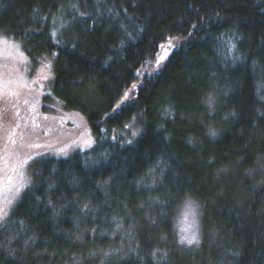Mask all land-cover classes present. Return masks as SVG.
<instances>
[{
	"label": "trees",
	"instance_id": "trees-1",
	"mask_svg": "<svg viewBox=\"0 0 264 264\" xmlns=\"http://www.w3.org/2000/svg\"><path fill=\"white\" fill-rule=\"evenodd\" d=\"M0 36L94 137L33 165L0 264H264V0H0Z\"/></svg>",
	"mask_w": 264,
	"mask_h": 264
},
{
	"label": "rangeland",
	"instance_id": "rangeland-1",
	"mask_svg": "<svg viewBox=\"0 0 264 264\" xmlns=\"http://www.w3.org/2000/svg\"><path fill=\"white\" fill-rule=\"evenodd\" d=\"M51 63L50 60L32 61L24 52L21 44L5 36H0V81L4 82L3 91L0 93V135L5 136L4 138L8 141L15 135H19L15 133L13 135L11 129L15 122L10 120V108L15 106L14 104L18 100L21 105H24L25 99L26 107L30 106V109H34L33 116L35 117L32 123V117L27 116V109L21 110V115L24 114L26 118L22 123V129H19L21 137L25 140L23 147L19 146V156L21 154L23 159L31 157H36V159L25 170L26 186L19 194L6 193V198L12 199V204L10 207L5 205L7 211L5 218L9 216L11 210L30 186L31 168L37 161L44 158H68L78 151L89 149L94 143V137L85 118L77 112L65 110L53 95L50 85L53 79V73L49 67ZM11 93H15V95ZM12 110L14 109L12 108ZM7 111L10 116L6 114ZM37 113H40V116ZM46 115L49 116L46 117ZM20 125L21 123L18 128ZM38 158L40 159L37 160ZM9 175L16 183H19V178L15 174L10 172ZM6 177H3L2 180H5ZM189 202L192 201L186 200L179 211L177 231L180 240L182 237H191L195 233L198 241L199 212L195 203L192 202V207H189ZM193 208L195 216L192 214ZM4 219H0V223ZM185 229L187 231H184ZM183 244L189 246L186 241Z\"/></svg>",
	"mask_w": 264,
	"mask_h": 264
},
{
	"label": "flooded vegetation",
	"instance_id": "flooded-vegetation-1",
	"mask_svg": "<svg viewBox=\"0 0 264 264\" xmlns=\"http://www.w3.org/2000/svg\"><path fill=\"white\" fill-rule=\"evenodd\" d=\"M24 105H21L20 100L17 101L16 104H14L15 106H12L10 108V113H11V118L10 120H13L15 122V125L13 126V128L11 129V131L15 134H19V135H15L10 141H8L6 138H4L5 136H2V134L0 135V179L2 180L3 177H6V174H8L7 176H9L10 174V167L11 165L14 163L15 159H20V160H25L23 159V157L21 158V154L19 156V146L23 147V143L25 140H23V137H21V132L19 131V129L23 127L22 123L23 121H25L24 119L26 118V116L24 114L21 115V110L23 109V111H28V115L27 116H31L32 119V123L35 120V117L33 116V111L34 109H30V106L26 107L25 105V99H24ZM15 107V108H14ZM12 108L14 110H12ZM9 111H7L6 114H9ZM47 113V112H46ZM38 116H40V113H37ZM50 115V114H49ZM49 115H46V117H48ZM21 123V125L18 128V125ZM1 129V128H0ZM7 132L8 129H7ZM20 132V133H19ZM11 153L13 159H6V157L8 156V154ZM40 158H38L37 160H39ZM27 160H29V163L27 164V166L24 169V176H25V170L26 168H28V166L30 167L33 163V161L35 159H31V158H27Z\"/></svg>",
	"mask_w": 264,
	"mask_h": 264
},
{
	"label": "snow or ice",
	"instance_id": "snow-or-ice-1",
	"mask_svg": "<svg viewBox=\"0 0 264 264\" xmlns=\"http://www.w3.org/2000/svg\"><path fill=\"white\" fill-rule=\"evenodd\" d=\"M52 35L53 37H55L56 35L55 32H53ZM45 79H47V77H45ZM9 83L11 82L9 81ZM3 88H4V82L0 81V93H2ZM11 94L15 95V93H11ZM133 134L135 135V133ZM212 135H215V133L213 132ZM6 159H13L12 154L9 153ZM31 159H36V157H31ZM28 163L29 160L27 159L20 160L17 158L10 167V171L19 178V183H16L11 175L7 176L5 180H0V219H4L7 215V211L5 210V205L10 207L12 204V199H7L6 193L15 192V194L18 195L19 192L22 190V188L26 186V182L24 179V169ZM189 207H192V202H189ZM192 214L195 216L194 208L192 210ZM184 231H187V229H185ZM185 241L189 245L193 244L194 242H198L195 233H193L191 237H182L180 242L185 243Z\"/></svg>",
	"mask_w": 264,
	"mask_h": 264
}]
</instances>
